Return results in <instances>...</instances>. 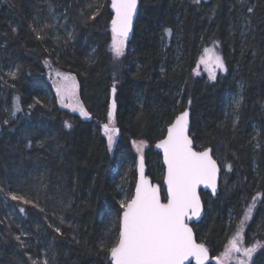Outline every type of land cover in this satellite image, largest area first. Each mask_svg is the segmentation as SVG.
I'll use <instances>...</instances> for the list:
<instances>
[{
    "label": "trees",
    "instance_id": "obj_1",
    "mask_svg": "<svg viewBox=\"0 0 264 264\" xmlns=\"http://www.w3.org/2000/svg\"><path fill=\"white\" fill-rule=\"evenodd\" d=\"M108 5L109 0H0V264H110L119 198L122 192L129 200L135 182L133 142H143L146 173L161 185L163 165L153 144L187 106L193 147H210L220 167L217 194L200 191L204 212L192 223L196 240L218 257L259 194L243 245L260 241L252 264H264V0H139L118 60L110 50ZM165 27L171 36H163ZM211 42L218 43L228 69L214 81L193 75ZM44 59L75 75L90 118L59 106ZM17 66L12 79L7 73ZM114 82L118 134L109 150L102 125L109 122ZM236 94L243 102L233 113L228 97ZM14 98L20 111L12 116ZM11 193L39 207L12 200ZM161 193L165 200L163 187ZM61 200L72 203L65 208ZM22 231L28 233L22 237L25 248L15 239Z\"/></svg>",
    "mask_w": 264,
    "mask_h": 264
},
{
    "label": "snow or ice",
    "instance_id": "obj_2",
    "mask_svg": "<svg viewBox=\"0 0 264 264\" xmlns=\"http://www.w3.org/2000/svg\"><path fill=\"white\" fill-rule=\"evenodd\" d=\"M194 3L199 4L200 0H194ZM111 7L115 15L111 21L110 50L113 59L118 60L124 54L125 41L133 28V18L137 12V0H112ZM247 12L253 13L254 6L247 7ZM35 19L38 20V17ZM42 27H51V25H43ZM249 27L250 17L246 18L245 30L241 33L245 39ZM33 30L36 31V29ZM172 33L171 28L165 27L163 29V36L165 37L171 36ZM37 38L43 39L39 32H37ZM68 38H72V33H68ZM197 63L205 66L208 70L209 79L213 81L217 79V70L219 72L228 71L223 57L215 48L205 47ZM18 69L19 66H17V70H9L7 75L15 79ZM163 72L164 69L161 68V73L163 74ZM193 72L198 74L197 69H193ZM240 89L242 92V84ZM75 90V78L70 75H64L57 85V95L61 102L65 96L69 99L74 98ZM112 92L116 93L115 82ZM242 102L243 96L236 94L231 97L227 107H230L233 113H238ZM177 103L180 101L178 100ZM191 103L192 101L189 99L188 105L190 106ZM31 107L32 105H29V108ZM71 107L74 112L78 111L81 117L90 118V113L80 104L78 99ZM116 108V101L113 99L107 113L109 122L102 125L109 150H111L118 134V129L114 126ZM18 111H20L19 104L14 98L11 115L15 116ZM189 115V110L186 107L169 126L167 138L157 145V147L164 149V159L168 166V202L166 204L161 203L158 190L143 180V156H141V180L136 185V194L127 203L121 202V208L124 211L120 219L118 243L110 249L112 264H182V261L189 256H194L197 264H205L208 259L209 249L204 244L194 242L192 229L185 220L192 216L199 217L201 215V202L196 192L198 184H205L212 189L213 193L216 192L218 167L217 162L210 155L211 149H205L202 152L192 150V141L186 134L189 127ZM4 123H8V121L5 120ZM232 123L235 128L236 120L234 119ZM64 127L71 128V124L65 121ZM40 143L43 145L44 142L41 141ZM133 144L135 145L136 142L134 141ZM142 145L143 142L137 146L138 151L142 149ZM28 147H31V141H29ZM225 167L231 170L232 166L227 164ZM10 195L12 200L39 207L38 203H34L24 196L15 193ZM258 196L259 194L253 196L251 203L247 205L238 230L229 241L224 252L213 258L216 260V264H229L230 261H234L235 264H252L253 256L261 248L262 243L257 241L255 244L243 247V230L245 224L253 217V209L256 207ZM60 203L67 208L72 202L69 200L65 204L61 200ZM24 211V208H20V212ZM40 211L44 212L45 209L40 208ZM60 221L61 223L64 222L63 216L60 217ZM49 227L52 225L50 224ZM55 231L60 233L61 229L56 227ZM27 235V232L22 231L20 235L15 236L21 248L28 247L25 240L22 239ZM100 246L104 247L103 241H101ZM32 264H37V261L33 260ZM43 264H48V261L44 260Z\"/></svg>",
    "mask_w": 264,
    "mask_h": 264
},
{
    "label": "water",
    "instance_id": "obj_3",
    "mask_svg": "<svg viewBox=\"0 0 264 264\" xmlns=\"http://www.w3.org/2000/svg\"><path fill=\"white\" fill-rule=\"evenodd\" d=\"M111 3H112V0H109L108 8H109V11L111 13V18L109 20V29L110 30H111V21H112L113 16L115 15V12H114V10L111 7ZM138 5H139V0H137V10H138ZM136 14H137V12H136ZM136 14L134 15V18H133V24H134V20H135ZM132 31H133V28H132ZM132 31L129 33L128 37L131 36ZM113 99H115V94L112 92V87H111L110 95H109V105L112 103ZM187 108H188V106H187ZM183 110L179 111L176 114V116L179 115ZM188 110H189V108H188ZM189 113H190V110H189ZM176 116L174 117L172 122L166 126L165 133H164L163 137L158 139L157 141H155L154 144H153V149L157 150L160 153L161 163L163 165V176H162L161 185L158 182L153 181L152 178L146 173V164H145V160H144V157H143V180L146 181L149 186L154 187V188H156L158 190V194L160 196V201H161L162 204H166L168 202V185H167L168 166L165 163V159H164V149L161 148V147H157V145L161 141H164L167 138V136H168V128L175 121ZM189 117H190V115H189ZM189 129H190V118H189V127H188V130H187L186 134L188 135L189 139L192 141V138L189 135ZM205 149H211V148L210 147H205V148L200 149V150L195 149L193 147V141H192V150L194 152H202ZM210 155H211L212 159L217 162V160L212 156V152H210ZM141 156H142L141 154L138 156L137 161L135 163V182H134V186H133V189H132V194H131V196H130L128 201H130L135 196V194H136V185L141 180V173H140V158H141ZM217 167H218V172H217V179H216V184H217L216 192L213 193L212 189L210 187L206 186L205 184H198L196 186V192H197V195L199 196L200 202H201V215L199 217L192 216L190 218H186V220H185V222L188 224V226L192 229L193 240H194V242L196 244H203L202 242L196 240L195 233H194V230L192 228V223H197L198 221H200V219L203 216V212H204V207H203V202H202V199H201L200 191H207L213 197L217 194L218 187H219V177H220V167H219L218 162H217ZM162 187L164 188L165 200L162 199V193H161V188ZM123 211H124V209L122 208L121 211H120V215H119V225H120V219L122 217ZM118 238H119V231H118ZM118 238H117V242L116 243H118ZM116 243H115V245H116ZM214 257H216V256H211L210 252H208V259L205 261V263L207 261H209V260H211L212 262L216 263V260L213 259ZM108 260H109L110 264H112L111 257H110V251H109V254H108ZM190 263L197 264V260H196V258L194 256H189L185 260L182 261V264H190Z\"/></svg>",
    "mask_w": 264,
    "mask_h": 264
},
{
    "label": "rangeland",
    "instance_id": "obj_4",
    "mask_svg": "<svg viewBox=\"0 0 264 264\" xmlns=\"http://www.w3.org/2000/svg\"><path fill=\"white\" fill-rule=\"evenodd\" d=\"M48 15H49V18H50V21H51V22H55V23L57 22V18H56V15H55L54 12L49 11ZM58 18H59V17H58ZM205 47H208V48H215L216 51L221 55L220 48H219V45H218L217 42H216L215 44H214V42H211L209 45H206ZM205 47H204V48H205ZM204 48H203V49H204ZM203 49H202V51H201V54H200L198 60L200 59L201 55L203 54ZM221 56H222V55H221ZM198 60H197V62H198ZM43 64H44V66H45L46 75H47V77L49 78V80H50V82H51V86H52V89H53V93L55 94V96H56V98H57V103L59 104V106H60L61 108H65V109H69V110L73 111L71 105H73V104L75 103V100H76V99H78L79 102H80L79 94H78V82H77V79H76L75 75L72 74V73H70V72L61 71V70L55 68V67L52 65L51 61L48 60V59H44V60H43ZM195 69H197L198 74L193 72V75H194V76H195V75H196V76L204 75L209 81H212V80L209 79V76H208V70L205 68V66H204L203 64H199V65H198V63H197ZM218 72H219V70H217V73H218ZM217 73H216V74H217ZM58 74H59V75H58ZM64 75H70V76H72V77L75 78L76 90H75V97H74V98L69 99L67 96H65L64 99H63V102H61L60 97H58V95H57V85L61 82V79H62V77H63ZM232 96H233V95H232ZM232 96L228 97V100H231V97H232ZM226 101H227V99H226ZM80 104H81V102H80ZM73 112H74V111H73ZM75 113H77V114L79 115V112H78V111H76ZM140 144H141V143H136L135 146H134V149L132 150V151L134 152L135 156H136V158H135V163H136L137 157H138L140 154L143 156L142 152H143L144 145H142V149H141L140 151H138V149H137V146L140 145ZM143 157H144V156H143ZM144 160H145V159H144ZM124 198H125V197H124V193L121 192V195H120V198H119L120 203H121L122 201L125 202V201H124ZM127 201H128V200H127ZM127 201H126V202H127ZM126 202H125V203H126ZM242 218H243V217H242ZM242 218H241V219H242ZM240 221H241V220H240ZM234 236H235V234H234ZM234 236H233V237H234ZM228 243H229V242H228ZM228 243H227V245H228ZM227 245H226V246H227ZM226 246H225V248H226ZM243 247H246V246L243 245ZM223 252H224V251H223ZM220 255H221V254H220ZM220 255H219V256H220ZM231 263L235 264L234 261H230V262H229V264H231Z\"/></svg>",
    "mask_w": 264,
    "mask_h": 264
},
{
    "label": "bare ground",
    "instance_id": "obj_5",
    "mask_svg": "<svg viewBox=\"0 0 264 264\" xmlns=\"http://www.w3.org/2000/svg\"><path fill=\"white\" fill-rule=\"evenodd\" d=\"M111 31V30H110ZM111 34H112V32H111ZM138 158V157H137ZM137 161V160H136ZM109 254V253H108Z\"/></svg>",
    "mask_w": 264,
    "mask_h": 264
}]
</instances>
